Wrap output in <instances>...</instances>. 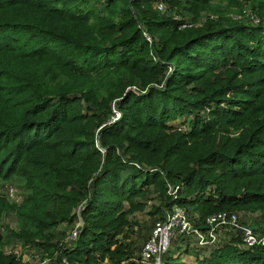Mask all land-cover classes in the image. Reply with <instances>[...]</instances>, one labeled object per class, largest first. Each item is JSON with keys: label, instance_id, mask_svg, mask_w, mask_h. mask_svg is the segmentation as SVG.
Here are the masks:
<instances>
[{"label": "trees", "instance_id": "16d2710c", "mask_svg": "<svg viewBox=\"0 0 264 264\" xmlns=\"http://www.w3.org/2000/svg\"><path fill=\"white\" fill-rule=\"evenodd\" d=\"M244 1L251 20L215 0H0V176L24 187L18 205L0 194V244L144 264L127 236L148 198L152 225L173 203L201 228L222 209L263 217L264 0ZM176 238L161 264H264L240 229ZM0 264L32 263L0 248Z\"/></svg>", "mask_w": 264, "mask_h": 264}, {"label": "built area", "instance_id": "2783aa9c", "mask_svg": "<svg viewBox=\"0 0 264 264\" xmlns=\"http://www.w3.org/2000/svg\"><path fill=\"white\" fill-rule=\"evenodd\" d=\"M158 10H164L162 2L156 3ZM179 19L178 16H174ZM188 24H183L186 26ZM148 40L150 37H148ZM116 116L118 114L116 113ZM12 201L20 203L22 198L18 194V189L8 186L5 191ZM76 223L74 228L69 230L65 239L75 238L77 236ZM240 229L243 237V243L247 247L261 246L264 247V232H257L252 228L240 223V214L233 210H217L205 217L203 227L194 225L190 216L183 206L173 203L165 208L163 212L156 217L152 229L143 242L137 261L144 264H161V254L171 243V240L179 235H187L198 240L200 243H207L219 240L224 234H231L233 231ZM49 258H44L36 264H45ZM124 263V262H123ZM56 264H74L66 256H61ZM126 264V262H125Z\"/></svg>", "mask_w": 264, "mask_h": 264}, {"label": "rangeland", "instance_id": "374dc122", "mask_svg": "<svg viewBox=\"0 0 264 264\" xmlns=\"http://www.w3.org/2000/svg\"><path fill=\"white\" fill-rule=\"evenodd\" d=\"M216 3H221V5H223L225 7V10L223 9L221 12L223 13V15H226L227 17H230L232 19L235 20H241V19H249L250 17V8H249V4L247 2H245L244 0H238V2L236 3H229L228 0H215ZM215 12L211 11L209 13L202 11L200 13V17H204L206 15H212ZM178 15V14H177ZM175 15V16H177ZM179 19H182L180 15H178ZM183 18L185 19V21H191L190 20V16L185 14L183 15ZM251 20V18L249 19ZM253 22V21H252ZM198 23V22H196ZM255 23V22H253ZM186 26H189L186 25ZM13 186L15 188L18 189V194L21 196V198H23V191H24V187L22 180L15 174L9 176V177H3L0 176V194L2 196H4L5 200H7V202H9L10 204H16L18 205V203H16L17 201H12L11 198H9L7 196V193L5 192L8 188V186ZM149 197V195L147 196V198ZM22 201V200H21ZM157 202V198L152 197V198H148V201L146 202L143 210H134L131 214V220L133 221H137L136 223H133V226L130 227L129 232H128V242L131 244V247L133 248V251L135 252V254L139 253L141 246L143 244V242L146 240V238L148 237L151 229H152V224H151V218L152 215L150 212V205L152 203H156ZM21 203V202H20ZM19 203V204H20ZM237 212L240 214V223L242 225L248 226L250 228L253 229V224L254 226H257L259 223H261L262 225H264V216L262 217V215L260 214V212L258 210H256L255 212L252 211H243V210H237ZM1 222L3 223H7L9 224L11 227L16 228L17 227V223L15 221V217L12 213L3 215L1 218ZM251 223V225L249 224ZM60 228H67V226H65L63 223L59 225ZM257 232H264L261 231L260 229H253ZM0 231L3 232L4 229L3 227L0 226ZM66 236V235H65ZM226 237L227 234H224L223 236H221L220 238ZM193 239V238H191ZM175 240V242H173ZM173 241L171 242V244L168 246V249L166 250L167 254H172L173 252H175L177 250V246L180 243L179 238L173 239ZM0 248L2 250H6V251H13L15 252L21 260L23 261H29L32 264H36L38 262H40L41 257H40V253H39V247L38 246H32V245H22L20 242H5L3 244H0ZM136 257V256H135ZM186 258V260H193V257L190 256H184ZM45 258V257H44ZM47 258V257H46Z\"/></svg>", "mask_w": 264, "mask_h": 264}]
</instances>
